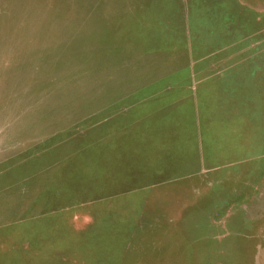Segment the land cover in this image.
I'll return each instance as SVG.
<instances>
[{
  "label": "rangeland",
  "instance_id": "1",
  "mask_svg": "<svg viewBox=\"0 0 264 264\" xmlns=\"http://www.w3.org/2000/svg\"><path fill=\"white\" fill-rule=\"evenodd\" d=\"M206 2L0 0V264H264V125L234 156L204 135L202 170L176 102L229 65ZM237 2L239 59L264 0Z\"/></svg>",
  "mask_w": 264,
  "mask_h": 264
},
{
  "label": "crops",
  "instance_id": "2",
  "mask_svg": "<svg viewBox=\"0 0 264 264\" xmlns=\"http://www.w3.org/2000/svg\"><path fill=\"white\" fill-rule=\"evenodd\" d=\"M238 3L240 2H237V0H230L227 4L226 0L223 2L222 0H207L206 7L208 9L206 12L212 10L211 12L216 11L220 15L221 8L227 7L230 20H233L230 24V41L228 42V50H232V53L228 58H224L229 65L208 74H203L195 81L188 96L176 101L183 104L185 99H189L195 105L201 126L200 136H198V138L200 137V143L198 149L195 150L200 157L198 156L196 161L198 163L200 159L202 170L207 169L203 167L206 164L205 148L207 142L204 135L213 134L212 136L215 137L213 138L219 142L223 140L231 141L234 147L231 148L233 150H230V156H234L236 153L247 151L253 146V139L248 140V137L245 136L243 140V136L239 133L244 134L246 130L250 133V130L253 131L254 126L264 125V49L261 46L264 43V35H262L264 32L262 28L258 29V26L262 23V11L258 12L259 10L248 7L244 10L245 13L251 12L253 17L249 24L245 23L246 30H251L250 44L246 47L252 53H248L245 58L238 59L236 20L238 14L242 13V9L237 11ZM245 19H247V16H245ZM212 30L213 42L202 46L204 47L202 48L204 54L199 57L200 60L218 54L221 48L225 47L222 46L220 41V32L218 31L216 34L215 28ZM189 48H191V63H194L197 58L193 57L192 47ZM221 61V57L212 60L213 63H220ZM212 126H215V129ZM216 166H218L217 163L213 168Z\"/></svg>",
  "mask_w": 264,
  "mask_h": 264
}]
</instances>
